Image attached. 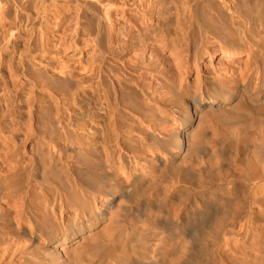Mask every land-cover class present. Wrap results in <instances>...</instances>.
Returning a JSON list of instances; mask_svg holds the SVG:
<instances>
[{
    "label": "bare ground",
    "instance_id": "6f19581e",
    "mask_svg": "<svg viewBox=\"0 0 264 264\" xmlns=\"http://www.w3.org/2000/svg\"><path fill=\"white\" fill-rule=\"evenodd\" d=\"M208 1L0 0V264H264V0Z\"/></svg>",
    "mask_w": 264,
    "mask_h": 264
},
{
    "label": "rangeland",
    "instance_id": "374dc122",
    "mask_svg": "<svg viewBox=\"0 0 264 264\" xmlns=\"http://www.w3.org/2000/svg\"><path fill=\"white\" fill-rule=\"evenodd\" d=\"M36 1H37V0H34V3H36ZM207 1H208V0H207ZM221 1L223 2V0H219V1H218V0H209L208 2L211 3V4H214L216 9H217V7H218V9H219V8H220V9H221V8L224 9V5L222 4ZM233 1H234V0H231V1L229 0V4H230V5L232 4V8H233L234 10H235V9H236V10H235V12L233 13V12H232L233 9L231 8L232 10L229 11V13H233V15H235L234 17H235V18L237 17L236 19H238L239 22H240L242 25H246V24H247L246 20H245V22H244V19H243V17H242V14H240V12H242V6H241V7L239 6L240 4L237 3V2H238L237 0L234 1L235 3H234ZM230 2H231V3H230ZM34 3H32V4H30V3L25 4V5L23 6V7H24L23 10H24L25 12H26V11H27V12H30L31 15H32V18H33V23L35 22L34 24L38 25L39 22L41 21V18H40L41 16H40V14H38V12H37V14H36V11H35V13H34V11H33V10H34V9H33V5H34ZM219 3H220V5H219ZM236 3L238 4L239 7L236 6V5H237ZM233 4H234V5H233ZM214 5H213V6H214ZM233 6H234V7H233ZM237 8H238V9H237ZM218 9H217V10H218ZM220 9H219V11L222 12ZM240 9H241V10H240ZM229 10H230V9H229ZM234 10H233V11H234ZM223 11H224V10H223ZM237 13H238V14H237ZM240 15H241V16H240ZM34 16H35V17H34ZM89 17H90V15H89ZM91 19H92V17H91ZM92 21H93V19H92ZM244 23H245V24H244ZM257 23H258V22H257ZM258 24H260V23H258ZM260 25H262V23H261ZM263 25H264V23H263ZM263 25H262V26H263ZM262 26H261V27H260V26L257 27V24H256V26H255L254 29H255L257 32H258L259 30H262V31H260V32L262 33V32H263V29H264ZM256 27H257L258 29H256ZM261 28H263V29H261ZM1 32H2V29L0 30V47H3V46L5 45V42H6L7 39L4 38V37H6V35L4 34L5 32L3 31V32H4V33L2 32L3 34H2ZM260 32H259V33H260ZM3 36H4V37H3ZM1 38H2V39H1ZM3 39H4V40H3ZM17 44H18V45H17ZM17 44H16V46H17V48L19 49V45L22 44V42H18ZM22 45H23V44H22ZM22 45H20V48H22ZM16 46L14 47V49L16 48ZM11 47H12V46H11ZM11 47H9V49H10V51H13L14 49L11 48ZM17 48H16V49H17ZM11 49H13V50H11Z\"/></svg>",
    "mask_w": 264,
    "mask_h": 264
}]
</instances>
